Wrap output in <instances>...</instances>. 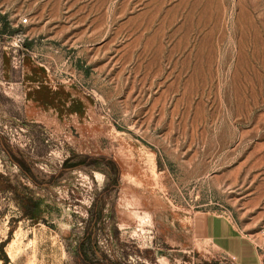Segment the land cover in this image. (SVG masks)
I'll return each mask as SVG.
<instances>
[{
  "label": "rangeland",
  "instance_id": "1",
  "mask_svg": "<svg viewBox=\"0 0 264 264\" xmlns=\"http://www.w3.org/2000/svg\"><path fill=\"white\" fill-rule=\"evenodd\" d=\"M263 228L264 0H0V264H264Z\"/></svg>",
  "mask_w": 264,
  "mask_h": 264
},
{
  "label": "crops",
  "instance_id": "2",
  "mask_svg": "<svg viewBox=\"0 0 264 264\" xmlns=\"http://www.w3.org/2000/svg\"><path fill=\"white\" fill-rule=\"evenodd\" d=\"M193 230L196 238H210L215 240L218 244L219 242L227 244L235 241V235L232 234V228L228 222L226 220H219L211 214H195Z\"/></svg>",
  "mask_w": 264,
  "mask_h": 264
},
{
  "label": "built area",
  "instance_id": "3",
  "mask_svg": "<svg viewBox=\"0 0 264 264\" xmlns=\"http://www.w3.org/2000/svg\"><path fill=\"white\" fill-rule=\"evenodd\" d=\"M23 21H27V17H24V18H23ZM262 230H263V232H264V228H263Z\"/></svg>",
  "mask_w": 264,
  "mask_h": 264
}]
</instances>
